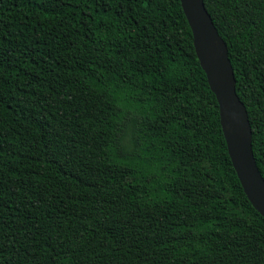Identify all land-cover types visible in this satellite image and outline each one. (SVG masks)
<instances>
[{"label":"trees","instance_id":"16d2710c","mask_svg":"<svg viewBox=\"0 0 264 264\" xmlns=\"http://www.w3.org/2000/svg\"><path fill=\"white\" fill-rule=\"evenodd\" d=\"M264 178V0H203ZM0 264H264L180 0H0Z\"/></svg>","mask_w":264,"mask_h":264},{"label":"water","instance_id":"95a60500","mask_svg":"<svg viewBox=\"0 0 264 264\" xmlns=\"http://www.w3.org/2000/svg\"><path fill=\"white\" fill-rule=\"evenodd\" d=\"M180 2L192 32L196 55L217 99L220 124L232 164L248 200L264 217V178L256 165L252 130L246 107L236 92L227 45L203 0Z\"/></svg>","mask_w":264,"mask_h":264}]
</instances>
